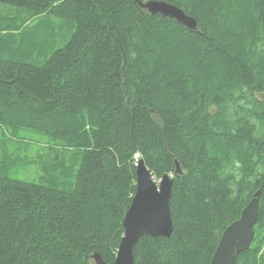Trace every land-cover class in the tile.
<instances>
[{
    "label": "trees",
    "instance_id": "16d2710c",
    "mask_svg": "<svg viewBox=\"0 0 264 264\" xmlns=\"http://www.w3.org/2000/svg\"><path fill=\"white\" fill-rule=\"evenodd\" d=\"M139 1L0 0V264H113L140 159L174 229L135 264H210L256 193L237 264H264V0H164L196 29Z\"/></svg>",
    "mask_w": 264,
    "mask_h": 264
},
{
    "label": "water",
    "instance_id": "95a60500",
    "mask_svg": "<svg viewBox=\"0 0 264 264\" xmlns=\"http://www.w3.org/2000/svg\"><path fill=\"white\" fill-rule=\"evenodd\" d=\"M153 15L162 14L176 19L190 29L198 28L195 17L179 6L164 0L139 1ZM183 173L176 160L175 175ZM135 195L123 220L124 235L113 264H135L134 250L143 236L170 238L174 229L171 214V197L174 179L165 174L157 181L144 159L138 161ZM260 215L259 193L250 200L241 216L223 232L210 264H237L239 253L247 250L255 237V226ZM97 264H108L101 254L93 255Z\"/></svg>",
    "mask_w": 264,
    "mask_h": 264
},
{
    "label": "rangeland",
    "instance_id": "374dc122",
    "mask_svg": "<svg viewBox=\"0 0 264 264\" xmlns=\"http://www.w3.org/2000/svg\"><path fill=\"white\" fill-rule=\"evenodd\" d=\"M22 138L27 140L30 143L29 149H22L21 148V154H24L28 156L27 158H30L29 160H32L31 157L34 156L38 151L43 150V144L45 143L44 140H46L43 137L37 136L32 133H23ZM15 144H11V149H15ZM43 152V151H41ZM21 163V162H20ZM21 168H19L16 172L18 174L19 178L21 179H27V180H37L36 175L38 173V168L33 165V163L24 164L21 163ZM157 181H160V179H156Z\"/></svg>",
    "mask_w": 264,
    "mask_h": 264
}]
</instances>
